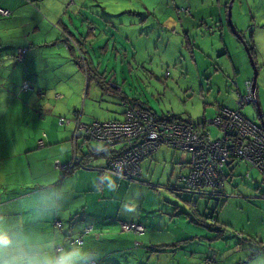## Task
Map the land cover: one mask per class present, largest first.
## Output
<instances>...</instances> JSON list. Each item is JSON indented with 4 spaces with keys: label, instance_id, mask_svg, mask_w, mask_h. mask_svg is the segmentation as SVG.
I'll list each match as a JSON object with an SVG mask.
<instances>
[{
    "label": "rangeland",
    "instance_id": "1",
    "mask_svg": "<svg viewBox=\"0 0 264 264\" xmlns=\"http://www.w3.org/2000/svg\"><path fill=\"white\" fill-rule=\"evenodd\" d=\"M195 1H204L208 15L216 9L214 6L218 2L25 0L26 5L14 14L4 19L0 17L1 21L10 22L8 32H0V55H12L17 45H21L34 52L66 56L68 49L63 47H37L36 43L28 42L29 30L38 24L40 31L37 37L63 38L66 36L62 34L64 30L75 36L76 40L70 37L68 42L74 50L70 64L81 75L80 99L71 101L72 107L59 114L58 109L55 110L56 103L59 100L61 103L64 97L56 96L57 90L53 91L56 82L52 80L50 68L41 67L43 81L48 83L49 89L38 95L43 98L48 93L47 103L39 102L48 110L37 111L44 124L54 119L59 126L74 127L75 114L80 115L83 123L120 119L125 98L144 103L157 115L170 113L203 124L204 120L215 116L218 105L238 108L237 96L229 79L235 76L238 87L244 92V81L251 80L253 76L246 45L238 34L252 44L250 34L255 26H259L254 63L258 72L257 99L264 116V0H233L231 20L235 31L229 27L225 15L221 23L212 26L190 25L195 17L185 9L190 10L188 7H192ZM219 1L229 3L231 0ZM183 20L188 25H183ZM237 21H246V26L239 28ZM243 31L248 33L242 34ZM81 55L87 60H83ZM74 57L83 68L77 65ZM19 61L16 64L25 66L24 60ZM23 70L28 71L27 67ZM65 70L63 68L62 73ZM78 82L79 79L65 81L64 87L75 88ZM105 84L120 86L123 93L119 95ZM240 111L261 126L256 105L246 104ZM59 118L66 119L65 123L60 124ZM206 128L212 138L220 135L215 124L207 123ZM44 138L45 132H42ZM69 143L71 147L70 139ZM166 148V156L153 164L149 179L127 180L113 175L110 177L112 188L106 192V195L116 194L127 202L131 201L134 213L149 216L153 223H158L159 218L164 222L167 220L164 228L169 231L163 230L164 222L161 220L162 230H157L156 225L149 229L158 239L178 235V240L187 239L185 244L170 247L168 252L164 246L161 255L150 256L149 263L175 264L178 260L180 264H202L204 255H215L216 264H264V250L258 249L256 252H259L253 254L256 243L252 240L264 241V174L249 163L233 161L225 168L227 178L219 195H211V189L205 190L209 194L191 193L184 189L185 182L181 177L187 174L182 171L179 160L188 159L189 152L169 145ZM118 182L125 185L114 190ZM141 184L146 186H139ZM108 213L116 214L117 211L110 209ZM132 213L130 208L121 211L122 215ZM211 213L218 219L214 226H210L213 220L206 217ZM217 228L223 230L218 231ZM151 249L155 250V247Z\"/></svg>",
    "mask_w": 264,
    "mask_h": 264
},
{
    "label": "crops",
    "instance_id": "2",
    "mask_svg": "<svg viewBox=\"0 0 264 264\" xmlns=\"http://www.w3.org/2000/svg\"><path fill=\"white\" fill-rule=\"evenodd\" d=\"M228 4L218 0L216 6L212 5L216 9L208 15L206 7L203 6L204 1H195L191 4L192 7H188L192 9L190 15L195 17L189 24L212 26L214 23H221L225 15L229 27L232 28ZM25 5V0H0V6L10 8L13 14ZM185 23L186 21L183 20L182 24L188 25ZM245 23L246 21H237V26L244 28ZM9 25V21L0 20V32H8ZM39 26L38 24L29 30L27 38L30 41L28 42L36 43L37 47L53 45L63 47L68 49L69 56L63 54V57H60L59 54L54 53L34 52L29 47L17 45L15 53L20 48H27L23 58L25 66H21L16 64L20 61H17L15 53L0 55V226L10 233H29L36 240L50 245L53 252H55L54 248L61 244L63 245L61 250L81 248L88 257L82 261V264H91V262L94 264H150V256L152 254L155 257L161 255L164 246L167 247V252L171 250L169 248L175 247L174 244L179 241V235L158 239L149 229H154L156 225L157 230H162L160 229L163 226L161 221L164 222L162 218L158 219V223H153L149 220V216L136 215L131 201L127 202L116 194L106 195V192L112 188L110 177H113V174L102 171L106 156L103 154L85 156L84 161L87 167L74 168L66 174H62L54 167L55 160L63 163L69 161L71 156L69 139L74 127L72 125L59 126L54 119L44 124V120L38 117L39 109L48 110L43 108V105H39V102L47 103L48 93L43 98H39L38 95L42 94V90H49L47 89L48 83L43 81L40 68L43 66L50 68L52 80L56 82L53 91L57 90L56 94L64 97L61 103L60 100L56 103L55 110L58 109L59 114L68 111L67 108L71 106V101L80 99L82 84L80 73L70 64L74 50L68 39L70 37L75 39V36L64 30L62 34L66 36L63 38H47L44 35L37 37L40 31ZM208 29L210 30V27ZM259 30L260 27L255 26L250 34L255 48L257 46L256 34H259ZM247 33L242 32V34ZM185 34L187 35V31ZM74 59L77 65L83 68L77 57ZM24 67H27L28 71H24ZM63 68L66 70L62 73ZM85 74L87 76L86 71ZM71 79H79V85L65 89L64 85L67 83L64 82ZM24 81H28L31 88L21 91L20 86ZM105 87L113 88L119 95L123 93V91H117L112 85L105 84ZM58 91L62 92L58 93ZM42 132H45L44 141ZM40 140L43 141V145L39 147ZM99 145L97 141H90L84 149L87 152L89 148H96ZM166 152V145H162L148 158L141 161L139 179H149L153 164L161 161L164 155L166 156ZM179 160L182 162V171L188 175L190 157L186 160L183 158ZM121 185L125 183H116L114 190L120 188ZM128 208L133 215H122L121 211ZM110 209H115L117 213H108ZM55 220L61 222L60 228L54 225ZM119 221L142 223L146 231L142 235L122 232ZM165 222L163 230L169 231L164 228ZM86 223L93 229L86 234H81ZM78 236H82L81 245L68 244L70 240ZM152 247H155V250H152Z\"/></svg>",
    "mask_w": 264,
    "mask_h": 264
},
{
    "label": "built area",
    "instance_id": "3",
    "mask_svg": "<svg viewBox=\"0 0 264 264\" xmlns=\"http://www.w3.org/2000/svg\"><path fill=\"white\" fill-rule=\"evenodd\" d=\"M10 14L9 9L0 7V15ZM72 42L76 45L74 41ZM26 50V47L18 50L17 60H23ZM81 58L86 59L82 55ZM229 81L237 96L238 108L230 109L218 105L215 116L204 120L203 124L192 119H177L170 113L157 115L135 106L128 100L122 103L124 111L121 119L83 123L80 121V115L75 114L74 130L70 138L71 158L67 163L56 160L54 166L62 172H69L75 166H82L77 143V140L81 139L80 148L88 140L100 142L101 147L97 149V153L106 156V165L102 171L127 180L138 179L141 176L140 162L162 145L186 150L190 154V171L181 179L185 182V190L196 193H205L206 189H221L226 177L224 169L233 161L249 163L255 169L264 172V127L255 124L240 111L246 104H257L256 90L251 80L244 81V92L238 87L235 76ZM111 85L116 87L117 91H121L119 86ZM30 88L28 81H24L20 86L21 91ZM65 121L66 119L59 118L60 124ZM207 123L215 124L220 130V135L212 138L206 128ZM39 145H43L42 140L39 141ZM54 225L60 228L61 222L55 220ZM119 227L124 232L138 235L144 233V227L137 222L120 221ZM92 229L91 225H86L83 234ZM68 243L81 245L82 236ZM62 247V244L57 245L54 248L55 252H59Z\"/></svg>",
    "mask_w": 264,
    "mask_h": 264
},
{
    "label": "clouds",
    "instance_id": "4",
    "mask_svg": "<svg viewBox=\"0 0 264 264\" xmlns=\"http://www.w3.org/2000/svg\"><path fill=\"white\" fill-rule=\"evenodd\" d=\"M87 258L81 248L56 253L29 233H10L0 226V264H82Z\"/></svg>",
    "mask_w": 264,
    "mask_h": 264
},
{
    "label": "trees",
    "instance_id": "5",
    "mask_svg": "<svg viewBox=\"0 0 264 264\" xmlns=\"http://www.w3.org/2000/svg\"><path fill=\"white\" fill-rule=\"evenodd\" d=\"M33 1V0H32ZM0 7H2V6H0ZM2 8H5V7H2ZM5 9H9L10 11H11V14L10 15H8V16H11L12 14H13V10H11L10 8H5ZM185 11H187V13L190 15L191 14V12H190V10H188V9H185ZM0 16H2V17H8V16H3V15H0ZM245 45H246V47H247V49H248V51H249V54L254 58L255 57V53H254V47H253V44H250V43H248L247 41L244 43ZM79 62V61H78ZM80 64V63H79ZM252 81V80H251ZM121 92H122V89H121ZM124 100H127L126 98L124 99ZM129 101V100H128ZM130 103H133L135 106H137V107H140V108H142V109H145V110H149L150 111V109H149V107H147V106H145L144 104H142V103H140L139 101H135V99L134 100H130L129 101ZM162 115H164V114H162ZM41 116V115H40ZM171 116H173L174 118H177V119H182V118H180V117H177V116H175V115H171ZM111 120V119H110ZM98 121H100V120H98ZM73 133V132H72ZM44 141V140H43ZM90 141H95V140H88L85 144H83V146L80 148L79 146L82 144L81 143V141L79 142V139L77 140V143H78V148H79V153H78V155H80V157L82 158V166H75V167H73L72 168V170L74 169V168H80V167H87V164L85 163V161H84V157L85 156H89V155H98V153H97V149H99V147H101V143L100 142H98L100 145L98 146V147H96V148H89V150L86 152L85 151V149H84V146L86 145V144H88ZM56 161V160H55ZM55 161H54V163H55ZM240 162H242V161H240ZM232 163V162H231ZM230 163V164H231ZM229 165V164H228ZM227 165V166H228ZM226 166V167H227ZM55 167V166H54ZM225 167V168H226ZM254 168V167H253ZM259 171V170H258ZM70 172V171H69ZM69 172H62L61 171V173L62 174H66V173H69ZM224 172H225V169H224ZM260 172V171H259ZM260 173H264V172H260ZM225 175H227L226 174V172H225ZM248 175V174H247ZM226 178H227V176L225 177V181H226ZM139 179V178H138ZM138 179H135V180H138ZM225 181H224V183L222 184V186H221V189H223V186H224V184H225ZM221 189H219V190H212L213 192L212 193H210L211 195H219V193H220V191H221ZM191 193H196V192H191ZM198 194H200V195H204V194H209V193H198ZM199 214V213H198ZM205 217V216H204ZM206 217H209V218H211L213 221H212V223H211V225L210 226H214L215 225V223L217 222V218L216 217H214V215L211 213V214H209V215H206ZM204 219V218H203ZM202 218H201V220H203ZM200 220V221H201ZM120 222V221H119ZM118 222V223H119ZM137 223H139V222H137ZM204 223V222H203ZM139 224H141L143 227H144V225L142 224V223H139ZM205 224V223H204ZM88 225V224H87ZM85 227V226H84ZM84 229V228H83ZM83 229H82V231H81V234H83ZM222 229L223 230V228H217V230L218 231H220V230ZM221 230V231H222ZM146 231V229H145V227H144V232ZM134 234V233H133ZM136 235H138V234H136ZM140 235H142V234H140ZM239 235H240V233H239ZM220 235H218L217 237H219ZM240 237H242V236H240ZM252 240H253V242L254 243H256V247H255V250H254V252H253V254H255L256 255V253H258L259 251H261V250H264V241H261V240H258V239H256V238H252ZM187 241V239H184V240H179V241H177L174 245H176V246H182V244H185V242ZM134 243H136V241H134ZM259 249V251L258 252H256L257 250ZM176 256V254L174 255L173 254V257H175ZM252 257H253V255H251ZM207 261V262H206ZM216 263H218V261H217V259H216V256L215 255H204L203 256V258H202V264H216ZM175 264H180V262L177 260L176 262H175Z\"/></svg>",
    "mask_w": 264,
    "mask_h": 264
},
{
    "label": "water",
    "instance_id": "6",
    "mask_svg": "<svg viewBox=\"0 0 264 264\" xmlns=\"http://www.w3.org/2000/svg\"><path fill=\"white\" fill-rule=\"evenodd\" d=\"M232 2H233V0H231L230 2H229V4H228V14H229V16H231V5H232ZM232 30H234L235 31V28L232 26ZM238 36H239V38L242 40V37H241V35H239L238 34ZM243 42L245 43V41L243 40ZM246 49H247V47H246ZM247 52H248V54H249V51H248V49H247ZM249 58H250V63H251V66H252V68H253V76H252V84H253V88H254V90H256V79H257V74H258V72H257V68H256V65H255V63H254V58L249 54ZM256 106H257V108H258V113H259V118H260V124H261V126H264V116H262V112H261V109H260V105H259V102L257 101V104H256Z\"/></svg>",
    "mask_w": 264,
    "mask_h": 264
}]
</instances>
